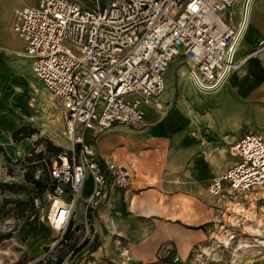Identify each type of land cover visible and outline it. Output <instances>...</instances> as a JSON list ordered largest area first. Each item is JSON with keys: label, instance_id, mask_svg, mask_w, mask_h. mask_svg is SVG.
Returning <instances> with one entry per match:
<instances>
[{"label": "built area", "instance_id": "built-area-1", "mask_svg": "<svg viewBox=\"0 0 264 264\" xmlns=\"http://www.w3.org/2000/svg\"><path fill=\"white\" fill-rule=\"evenodd\" d=\"M236 2L38 0L16 9L12 31L23 43L22 55L31 61L34 77L60 104L70 142L66 150L42 160L32 176L36 182L43 173L47 176L45 219L57 233L73 220L88 180L91 188L83 200L87 222L112 190L130 185V174L99 158L88 136L95 142L115 125L138 129L145 106L162 110L157 99L177 58L195 90L204 94L221 89L239 67L243 33L233 11ZM262 51L264 38L248 56ZM229 152L237 161L212 179L209 194L234 201L264 192V138L245 133ZM15 156L25 154L17 150ZM33 205L43 211L39 198ZM171 250L161 244L156 259L168 258ZM179 260L171 255V263Z\"/></svg>", "mask_w": 264, "mask_h": 264}, {"label": "crops", "instance_id": "crops-1", "mask_svg": "<svg viewBox=\"0 0 264 264\" xmlns=\"http://www.w3.org/2000/svg\"><path fill=\"white\" fill-rule=\"evenodd\" d=\"M263 1L252 0L255 13ZM9 32L14 37L12 27ZM6 35L4 50L13 52ZM262 38L264 29L249 36L248 45L244 41L238 69L218 91L199 93L186 78L192 99L181 94L179 100L173 89L166 91L165 87L157 99L162 110L145 106L140 128L115 125L95 142L92 134L88 136L99 158L113 161L131 176L130 185L112 190L97 210L96 219L104 233L100 249L107 250L110 260L154 263L163 243H169L183 260L207 239L206 231L192 228L211 224L225 204L209 194L208 186L237 161L229 152L230 145L245 133H252L251 127L264 124V51L248 56ZM208 98L213 100L211 104ZM10 118L14 122L24 120L19 115ZM54 123L64 128L62 118ZM55 236L56 231L41 214L14 232L29 264L41 261ZM30 250H34L32 255Z\"/></svg>", "mask_w": 264, "mask_h": 264}, {"label": "rangeland", "instance_id": "rangeland-1", "mask_svg": "<svg viewBox=\"0 0 264 264\" xmlns=\"http://www.w3.org/2000/svg\"><path fill=\"white\" fill-rule=\"evenodd\" d=\"M242 1L237 0L233 8L238 21L241 20ZM37 2L0 0V235L10 237L0 244V264H29L21 243L14 238V232L37 214L44 216L46 222L48 205L44 196L46 174L43 173L37 186L32 176L40 168L42 160L48 161L53 157V153L48 151V143L62 151L70 147V142L63 137L65 125L63 128L54 123L61 122L60 104L34 77L31 61L15 54L23 53V43L15 34L11 37L9 32L14 9ZM251 5L246 32L248 37L246 39L245 36L241 48L238 47L237 62L242 55L243 44L248 45L249 36L259 35L264 29V1L256 13L253 3ZM6 33L11 39L13 52L4 50L3 36ZM180 60L175 59L167 70L164 78L166 91L173 89V94L179 100L181 94L192 99V92L184 83L187 75L185 67L179 66ZM206 101L209 104L213 102L209 98ZM15 115L24 120L14 122L10 117ZM22 126L30 135L23 139H12L13 132ZM249 131L264 138V124L251 127ZM17 150L25 156L16 158ZM90 188L88 180L81 200L75 206L73 220L62 234L56 232L55 240L48 250H44L40 264H54L60 257L63 259L61 264H127L126 259L110 260L106 256L107 250L104 247L103 251L100 249L104 233L96 219L97 213L94 218L88 219L90 222L83 216V200ZM35 198H39L43 211L33 205L35 212H24L25 204L31 200L33 202ZM224 202L226 205L218 213L217 219L204 227L207 239L195 246L186 259L170 264H264V193L248 194L234 201L225 199ZM33 253L34 250H30V255Z\"/></svg>", "mask_w": 264, "mask_h": 264}, {"label": "trees", "instance_id": "trees-1", "mask_svg": "<svg viewBox=\"0 0 264 264\" xmlns=\"http://www.w3.org/2000/svg\"><path fill=\"white\" fill-rule=\"evenodd\" d=\"M26 129H25V126H22V127H20V128H18L17 130H15L14 132H13V134H12V139H15L16 137H21L22 139L23 138H26V137H28L29 135H30V133H26V131H25ZM47 146H48V151L50 152V153H53V155H56V154H58V153H60V152H62V149L61 148H59V147H56V146H53L52 144H50V143H48L47 144ZM34 184L37 186V185H39V182H34ZM25 210H24V212H30V213H33V212H35V210H34V207H33V202H32V200L31 201H28L26 204H25ZM204 227H205V225L204 226H199V227H196V228H192V229H194V230H204ZM10 237L9 236H7V235H0V244H2L5 240H7V239H9ZM68 238L66 237L65 238V240H67ZM169 244V243H168ZM170 245V244H169ZM72 249L71 250H74V247L73 246H70ZM45 250H48V248H45ZM174 253V251H173V248H172V250L170 251V253H169V256H168V258H165V259H163V260H157V262H159V263H163V264H170L171 263V255ZM62 261H63V259H62V257H60V258H58V260L54 263V264H61L62 263ZM157 262H154V263H150V264H156ZM35 264H39V263H35Z\"/></svg>", "mask_w": 264, "mask_h": 264}, {"label": "bare ground", "instance_id": "bare-ground-1", "mask_svg": "<svg viewBox=\"0 0 264 264\" xmlns=\"http://www.w3.org/2000/svg\"><path fill=\"white\" fill-rule=\"evenodd\" d=\"M251 2H252V0H245V3H244L243 13H242L241 20H240V27H241V30H242V33H243L242 39L240 41V44L242 43L243 39L245 38L244 36L246 34V31H247V23H248V20H249V10H250V6H252ZM240 44H239V47H240ZM237 69H235V71ZM63 122H64V120H63ZM63 137L65 138L66 141H68L67 138H66V133L65 132H63ZM258 193H264V192H258ZM258 193H256V194H258Z\"/></svg>", "mask_w": 264, "mask_h": 264}]
</instances>
